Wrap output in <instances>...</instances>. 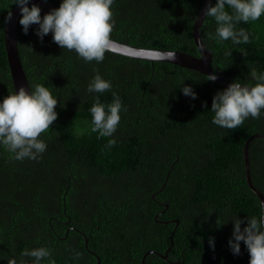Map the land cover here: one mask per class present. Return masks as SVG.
Here are the masks:
<instances>
[{
  "label": "trees",
  "instance_id": "trees-1",
  "mask_svg": "<svg viewBox=\"0 0 264 264\" xmlns=\"http://www.w3.org/2000/svg\"><path fill=\"white\" fill-rule=\"evenodd\" d=\"M205 1L115 0L113 39L200 57L193 30ZM12 3L0 0V99L15 91L3 23L17 6ZM37 27L25 34L18 22L19 54L30 87L43 83L59 98V115L41 134L48 145L41 159L13 161L0 147V264L30 261L21 252L39 246L51 249L56 264H142L149 251L155 253L146 264H249L243 241L239 255L230 249V220L260 211L246 182L244 146L252 135H264V116L221 128L212 123L211 104L226 87L206 75L113 52L88 63L62 49L51 33L41 41ZM215 27L206 17L201 28L214 73L254 84L250 69L264 71V15L237 25L252 34L246 44L217 43L209 38ZM94 68L112 81L111 91H86ZM183 84L192 86L196 99L182 93ZM113 91L127 111L114 134L119 142L106 151L108 137L78 130L88 127L94 97L110 103ZM249 157L253 183L264 194V140L251 142Z\"/></svg>",
  "mask_w": 264,
  "mask_h": 264
},
{
  "label": "clouds",
  "instance_id": "clouds-1",
  "mask_svg": "<svg viewBox=\"0 0 264 264\" xmlns=\"http://www.w3.org/2000/svg\"><path fill=\"white\" fill-rule=\"evenodd\" d=\"M115 0H61L58 8L41 15V7L29 0H13L21 13L19 24L27 34L35 24L36 35L41 41L51 33L52 40L62 49L75 51L85 62L95 61L97 64L105 59L107 52L117 51V41L112 33L116 25L113 11ZM205 16L212 17L216 23L214 33L210 39L217 43L231 40L233 44H246L252 40V34L243 27H237L241 22L257 21L264 15V0H215L207 4ZM11 11L4 17L3 23L11 22ZM33 50V49H32ZM34 51V50H33ZM176 52L167 51L166 57L160 50L146 53L153 59L176 58ZM231 55V51L228 52ZM95 75L89 80L86 91L89 94H103L111 91L112 81L105 79L98 68H94ZM250 75L255 83H241L235 79L223 90H218L212 99L211 111L214 113L212 123L227 129L241 126L249 117L259 119L264 116V71L250 69ZM207 80L218 79L216 74L207 75ZM185 96L197 98V93L191 85L183 84L181 89ZM110 103L101 102L99 95L88 109L91 120L86 121L85 129H79L83 135L97 133V139L108 137L104 150L111 151L119 142L114 135L121 122V112H126L120 96L112 92ZM59 98L43 83H36L32 87L21 85L18 91L9 93L0 99V147L10 154V160L23 161L25 159L38 160L47 150V142L41 137L47 133L58 118L55 110ZM207 106V102H204ZM259 214L240 218L236 216L233 222L232 238L228 243L235 255L241 252L243 241L250 254L249 264H264V201L259 202ZM246 226L241 228L242 223ZM178 219L174 220L177 226ZM218 225L222 224L217 221ZM180 224V221H179ZM209 246L215 250V238L209 237ZM75 258L81 253L73 249ZM21 257H30V261L21 259L19 264H42L47 258L48 264H56L52 258V251L47 246L25 248ZM8 264H17L16 258L8 260Z\"/></svg>",
  "mask_w": 264,
  "mask_h": 264
},
{
  "label": "water",
  "instance_id": "water-1",
  "mask_svg": "<svg viewBox=\"0 0 264 264\" xmlns=\"http://www.w3.org/2000/svg\"><path fill=\"white\" fill-rule=\"evenodd\" d=\"M213 1L214 0H211V3H213ZM32 3L39 5L42 10L41 12L44 14L51 11L53 8H58L55 4L48 2L46 0H29V7H31ZM208 3H209V0H206L202 10L200 11L198 15V18L195 22V26L193 30V38H194L197 48L200 51V57H196L191 54L180 52V51H174L177 53L176 58L174 60L167 59V58L157 60V59H153L152 57H149L146 55L148 51H152L155 49L140 48V47L124 44L118 41H117L118 50L113 53H117V54L127 56L130 58L143 59V60H147L151 62L171 63V64L181 66L183 68L195 70L206 76L210 74H215L212 68V60H213L212 53L206 47V45L204 44L201 38V28L206 18L204 10ZM12 13H13V17H12L11 22L5 25V45H6V51H7L9 66L11 70V75L13 78V84L15 87V91L16 90L18 91L21 85L25 86L26 88L28 86L30 87V85H29L26 73L24 71V67H23L20 54H19L18 22H19L21 13L19 12L18 6H16L13 9ZM160 51L166 57L167 51H162V50ZM214 82L222 86H225V87H227L230 84V82H227L221 79L220 77H218V79H216ZM255 139L264 140V135L254 134L250 138H248V140L245 143L244 161H245V168H246V171H245L246 182L249 188L252 190V192H254V194L258 197V199L260 201H264V194L254 185L253 180H252V175H251L249 148H250L251 142ZM177 224L179 225V221H177ZM171 237L173 239V235ZM169 249L166 251V255ZM153 253L155 252L154 251L147 252L142 259V264H146V259L148 255L153 254ZM160 256L165 259L167 257L165 255H160Z\"/></svg>",
  "mask_w": 264,
  "mask_h": 264
},
{
  "label": "rangeland",
  "instance_id": "rangeland-1",
  "mask_svg": "<svg viewBox=\"0 0 264 264\" xmlns=\"http://www.w3.org/2000/svg\"><path fill=\"white\" fill-rule=\"evenodd\" d=\"M175 232V231H174ZM174 232H173V235H174Z\"/></svg>",
  "mask_w": 264,
  "mask_h": 264
}]
</instances>
